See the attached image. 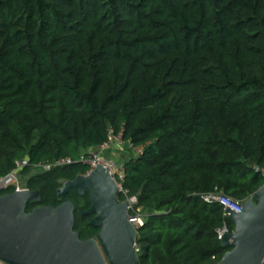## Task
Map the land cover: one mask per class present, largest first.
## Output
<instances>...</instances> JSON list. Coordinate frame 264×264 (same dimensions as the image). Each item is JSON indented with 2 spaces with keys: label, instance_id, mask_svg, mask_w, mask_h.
Returning <instances> with one entry per match:
<instances>
[{
  "label": "trees",
  "instance_id": "1",
  "mask_svg": "<svg viewBox=\"0 0 264 264\" xmlns=\"http://www.w3.org/2000/svg\"><path fill=\"white\" fill-rule=\"evenodd\" d=\"M111 131L131 153L140 264H217L234 224L203 195L243 203L264 184V0H0V178L26 162L40 205L84 210L57 190L87 165L39 166Z\"/></svg>",
  "mask_w": 264,
  "mask_h": 264
},
{
  "label": "water",
  "instance_id": "2",
  "mask_svg": "<svg viewBox=\"0 0 264 264\" xmlns=\"http://www.w3.org/2000/svg\"><path fill=\"white\" fill-rule=\"evenodd\" d=\"M264 175V170H263ZM59 198L71 190L90 195L94 214L90 225L100 228L97 237L82 239L75 230L76 205L66 200L58 206L40 205L39 189L0 195V264H140L136 240L139 228L128 220V202L118 201L119 187L102 165L74 179H60ZM37 203L28 211L30 203ZM234 224L221 241L231 247L217 264H263L264 184L240 211L226 209Z\"/></svg>",
  "mask_w": 264,
  "mask_h": 264
},
{
  "label": "built area",
  "instance_id": "3",
  "mask_svg": "<svg viewBox=\"0 0 264 264\" xmlns=\"http://www.w3.org/2000/svg\"><path fill=\"white\" fill-rule=\"evenodd\" d=\"M122 133L115 134L113 131L109 133V140L105 142L99 149H92L87 152H84L80 155V157L75 160L71 157H61L54 162L48 163L46 165H38L44 170H50L54 167L67 166L71 165L75 162H82L83 164L88 166V170L85 174H89L93 171L97 166L102 165L105 169H107L113 178V180L117 183L119 187L118 201H127L128 202V220L132 223L136 228H140L144 225L145 219L142 211V207L139 205L138 197L135 195H130L128 189L124 187V182L126 179V165L124 161H119L113 157H108L105 155V152L108 149H111L117 145L123 144L122 142ZM134 152L141 153L142 147H137ZM26 163V162H25ZM25 163H18L17 169L12 171L0 178V190H5L7 188H14L16 190H23L27 187H24L20 184L19 172L25 165ZM206 202H219L223 205L224 210L231 208L235 211H240L242 207V203L239 201H235L230 197L225 196L222 193H208L203 195L202 197ZM226 214V212H225ZM229 231L225 226L223 229H220L219 238L221 239L222 235ZM136 251L137 245H136ZM264 264V261H263Z\"/></svg>",
  "mask_w": 264,
  "mask_h": 264
},
{
  "label": "rangeland",
  "instance_id": "4",
  "mask_svg": "<svg viewBox=\"0 0 264 264\" xmlns=\"http://www.w3.org/2000/svg\"><path fill=\"white\" fill-rule=\"evenodd\" d=\"M105 155L108 157H113L119 161H125V159L127 157L131 156V153L123 144H121V145H117L111 149H108L105 152ZM19 179H20V177H19Z\"/></svg>",
  "mask_w": 264,
  "mask_h": 264
},
{
  "label": "flooded vegetation",
  "instance_id": "5",
  "mask_svg": "<svg viewBox=\"0 0 264 264\" xmlns=\"http://www.w3.org/2000/svg\"><path fill=\"white\" fill-rule=\"evenodd\" d=\"M75 194V195H77L78 197H83V198H85V197H88L89 198V200H90V195H89V193L87 192L84 196H80V195H78V194H76L75 193V191L74 190H71L67 195H65V196H63V197H68V196H70L71 194ZM91 207V202H90V205L86 208V209H79V210H77V207H76V211H75V218H76V220H77V218H78V215H77V213H79V214H81V216H83V217H85V221H84V223L85 224H88V225H90V222H91V220L94 218V214H92V215H84V214H82V212H84V211H87L89 208ZM79 211V212H78ZM87 220V221H86ZM91 226V225H90ZM96 230H97V233H96V236H93V237H97V235H98V233L100 232V228H95ZM91 238V237H90Z\"/></svg>",
  "mask_w": 264,
  "mask_h": 264
}]
</instances>
